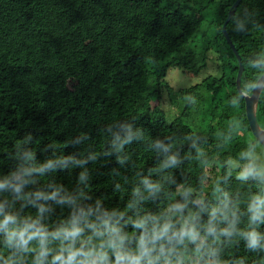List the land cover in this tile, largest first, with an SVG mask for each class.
Listing matches in <instances>:
<instances>
[{
  "label": "trees",
  "instance_id": "trees-1",
  "mask_svg": "<svg viewBox=\"0 0 264 264\" xmlns=\"http://www.w3.org/2000/svg\"><path fill=\"white\" fill-rule=\"evenodd\" d=\"M235 2L0 0V171L15 169L18 151L35 150L38 163L60 156L88 160L100 152L95 162L76 166L69 161V168L87 170L92 195L106 197L109 208H122L127 196L113 193L111 175L113 169L125 173L128 168V162L123 167L116 163L118 153L110 143L118 124L143 132L144 139L130 149L131 162L141 168L153 162L150 140L180 136L183 156L190 141L181 134L190 131L210 160L236 155L257 138L246 100L241 99L239 108L230 104L240 63L223 26ZM245 8L264 20V0H243L236 13ZM228 32L242 60L264 43V33L241 35L229 24ZM211 53L221 74L179 91L183 100L191 94L196 102L186 99L183 111L169 123L164 93L172 101L179 95L167 81L169 68L196 76L208 66ZM244 66L243 78L253 79L258 70L250 69L246 60ZM258 119L264 128V94ZM237 121L241 135L221 147L229 123ZM102 149L110 154L103 155ZM185 166L194 182L201 168L195 160ZM212 173L217 174L215 168ZM55 178L75 186L72 173ZM233 187L245 190L237 182ZM237 254L247 255L242 246L232 249Z\"/></svg>",
  "mask_w": 264,
  "mask_h": 264
},
{
  "label": "clouds",
  "instance_id": "clouds-1",
  "mask_svg": "<svg viewBox=\"0 0 264 264\" xmlns=\"http://www.w3.org/2000/svg\"><path fill=\"white\" fill-rule=\"evenodd\" d=\"M242 12L229 18L233 32L264 33L257 12ZM245 60L258 71L253 79L237 80L234 108L254 90L264 94V43L242 66ZM186 99L196 102L191 94ZM117 127L110 143L116 163L128 162V168L111 175L113 193L127 196L122 208H109L106 197L92 195L87 170L69 168V161L95 162L100 152L88 160L60 156L38 163L35 150L18 151L15 169L0 171V264H264V151H257L264 140L257 137L236 155L212 161L194 131L181 134L190 141L183 156L180 136L157 137L147 147L152 164L141 168L131 162L130 149L143 132ZM239 135L240 123L230 122L221 147ZM193 160L201 168L194 182L185 166ZM60 173H72L75 186L59 182ZM241 246L247 255H232Z\"/></svg>",
  "mask_w": 264,
  "mask_h": 264
},
{
  "label": "rangeland",
  "instance_id": "rangeland-1",
  "mask_svg": "<svg viewBox=\"0 0 264 264\" xmlns=\"http://www.w3.org/2000/svg\"><path fill=\"white\" fill-rule=\"evenodd\" d=\"M215 57L216 55L211 53L208 66L196 76H188L180 68H169L167 81L179 94L175 97L176 101H172V99L169 97V94L167 92L164 93L162 105L168 114L169 123H171L180 115L187 103L186 99L183 100L181 98L179 91L193 87L203 82L209 76H219L221 74L220 64L217 60V57ZM257 151H264V148L258 147Z\"/></svg>",
  "mask_w": 264,
  "mask_h": 264
},
{
  "label": "water",
  "instance_id": "water-1",
  "mask_svg": "<svg viewBox=\"0 0 264 264\" xmlns=\"http://www.w3.org/2000/svg\"><path fill=\"white\" fill-rule=\"evenodd\" d=\"M242 1L243 0H236L232 9L230 10L229 16H228V18H227V20L223 26V33H224L225 37L227 38V41L229 42L231 48L233 49L236 56L238 57V60L240 63V69H239L237 80L240 78H243L241 76V74L244 75L245 66H244V64L242 66V64H241L242 56L239 53L235 43L233 42L232 38L229 35V32H228V24L229 23H228V21H229L230 16L234 12L235 13L237 12ZM225 29H227V31H225ZM261 95H259V97H258L255 90L251 93L250 98L246 99V112H247V117H248L250 127H251L253 134L255 135L256 138L258 137L259 139L264 140V128L262 127V125L260 124L259 119H258V109H259Z\"/></svg>",
  "mask_w": 264,
  "mask_h": 264
}]
</instances>
